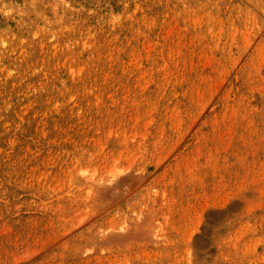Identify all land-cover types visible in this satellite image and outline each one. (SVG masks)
Masks as SVG:
<instances>
[{"label":"rangeland","instance_id":"374dc122","mask_svg":"<svg viewBox=\"0 0 264 264\" xmlns=\"http://www.w3.org/2000/svg\"><path fill=\"white\" fill-rule=\"evenodd\" d=\"M0 264H264V0H0Z\"/></svg>","mask_w":264,"mask_h":264}]
</instances>
